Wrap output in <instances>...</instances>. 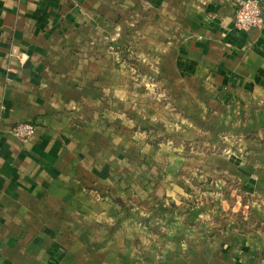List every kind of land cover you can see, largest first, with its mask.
I'll return each mask as SVG.
<instances>
[{
	"label": "crops",
	"instance_id": "0c3cea01",
	"mask_svg": "<svg viewBox=\"0 0 264 264\" xmlns=\"http://www.w3.org/2000/svg\"><path fill=\"white\" fill-rule=\"evenodd\" d=\"M257 1L261 26L239 31L234 0H0V264H264V232L218 217L264 229ZM151 16L154 96L136 105L102 34ZM22 122L25 140L11 132ZM225 176L252 201L227 202Z\"/></svg>",
	"mask_w": 264,
	"mask_h": 264
},
{
	"label": "rangeland",
	"instance_id": "374dc122",
	"mask_svg": "<svg viewBox=\"0 0 264 264\" xmlns=\"http://www.w3.org/2000/svg\"><path fill=\"white\" fill-rule=\"evenodd\" d=\"M150 19L154 21V23H151V25H149L148 22L146 23V21L138 18V20L134 22L133 24L134 26L125 27L124 25L127 26L128 21L129 22L132 21L131 18L125 17L121 19L120 21L123 24V28L120 29L119 32L112 33L110 31L112 28L110 29L107 28L108 32L102 34V40L112 45V49L110 50V52H112L111 55L113 56V58L114 57L118 58L119 63L121 65L120 71L124 72L125 74L124 79L120 78V81H119L120 86L124 87L129 83V79H126V76H127L126 74L130 73L131 74L130 77H132V79L130 80L129 84L132 83V89L135 90L136 94L143 95V96H139L137 100L136 99L134 100L136 105H142V104L148 105L152 99L149 98L147 94L149 96H154V94L153 93L151 94L149 88L146 86V83L148 82V80L146 79L145 81H143V78H146L148 76L149 77L156 76L155 74L156 64L154 62L149 64V62L147 61V57L155 53V51L154 50L152 51L150 49L151 47L149 46L152 44L153 41L156 42L159 40L158 34L153 32V29L157 28L156 22L158 21V18H153L151 16ZM116 50L119 51L117 56L113 54V52ZM146 87L148 88L147 91L145 89ZM153 101L158 103V100H153ZM103 110H105V108H102L101 112ZM97 115L100 118H104L106 115V117L104 118L105 119L104 126H106L108 123L115 122L118 124V129L122 125L123 126L125 124L128 125L127 120H131L130 116L126 114H122V113H117V114L114 113L111 115L109 113H106V114L97 113ZM110 119H111V122H108V120ZM227 148H228L227 149L228 152L236 155L237 157H240V155L244 157L245 152L250 151L249 146L241 145L237 141H233L232 144L228 145ZM186 149H187V145H186ZM208 150L216 154L221 153L220 149H216V150L208 149ZM204 152H208V151L205 150ZM169 165L170 167L174 166L173 164L168 163L166 166L167 169H170ZM223 180L226 183V192L224 193V198L227 201L225 197L227 193L230 198L228 201H232V198L230 196L231 192L234 190L235 192L238 191L237 189L238 185H239V190L242 191L241 190L242 184L235 177L225 176ZM249 201L250 202L252 201L251 197ZM126 212H129V210L126 209ZM233 215L234 214L227 212L226 214L223 213L218 217L221 219H224L225 221H233V218H234ZM183 244L184 243L182 242V245Z\"/></svg>",
	"mask_w": 264,
	"mask_h": 264
},
{
	"label": "built area",
	"instance_id": "2783aa9c",
	"mask_svg": "<svg viewBox=\"0 0 264 264\" xmlns=\"http://www.w3.org/2000/svg\"><path fill=\"white\" fill-rule=\"evenodd\" d=\"M234 25L239 31L259 28L262 24V8L257 0H234ZM12 134L21 140L32 137L35 127L29 123H17L11 128Z\"/></svg>",
	"mask_w": 264,
	"mask_h": 264
},
{
	"label": "trees",
	"instance_id": "16d2710c",
	"mask_svg": "<svg viewBox=\"0 0 264 264\" xmlns=\"http://www.w3.org/2000/svg\"><path fill=\"white\" fill-rule=\"evenodd\" d=\"M237 195L241 197L242 206L249 203L250 197L244 192L239 190V185L237 186ZM226 199L229 200V195L226 193ZM233 224L234 228H236L241 233H253L257 230H262L261 224L254 218V216L250 213L248 215V219H244L242 213L239 211L233 215Z\"/></svg>",
	"mask_w": 264,
	"mask_h": 264
}]
</instances>
